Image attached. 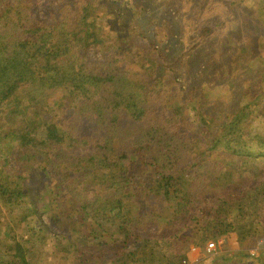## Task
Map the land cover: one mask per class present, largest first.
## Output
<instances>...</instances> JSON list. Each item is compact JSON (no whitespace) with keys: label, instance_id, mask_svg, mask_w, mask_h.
Masks as SVG:
<instances>
[{"label":"trees","instance_id":"16d2710c","mask_svg":"<svg viewBox=\"0 0 264 264\" xmlns=\"http://www.w3.org/2000/svg\"><path fill=\"white\" fill-rule=\"evenodd\" d=\"M32 1L0 0V111L5 107L10 127L0 132V204L7 211L4 232L10 240L6 244L0 239V264H31L34 242L40 238L34 228L27 227V237L15 235V228L30 217L39 219L40 212L49 214L47 204L36 203L43 194H54V203H71L63 228L77 236L82 230L98 248L110 244L114 264H181L192 242L202 247L218 237L228 241L235 236L244 249L264 233V180L236 195L218 196L222 201L214 209L207 207L209 200L198 197L211 178L217 180L230 165L205 160L211 150L222 147L241 163L264 159V137L251 126L254 117L264 122V105L256 109L258 101L248 99L221 117L217 129L211 118L198 116L199 135L204 134L209 146L198 151L196 137L180 120L181 108L159 102L160 91L150 92L164 87L158 84L163 65L143 61L148 68L143 76L156 86L149 89L143 84L147 80L131 78L117 56L104 62L87 58L90 48L106 38L101 22L107 12L114 15L108 23L116 26L117 40L123 41L126 32L150 38L153 24L148 27L143 3L69 0L47 23L32 16ZM207 32L203 29L200 37ZM164 72L181 76L173 62ZM57 92L63 104L55 99ZM60 107L61 116L51 117ZM168 110L173 115L168 117ZM8 146L22 150L16 159L8 158ZM78 151L89 155L78 157ZM35 178L47 181L39 196L27 185ZM89 184L97 186L92 197L80 192ZM159 204L162 210L156 216L165 219L164 227L178 225L171 238L180 247L168 257L157 248L170 238L157 243L141 232L152 220L150 207L160 209ZM196 206L203 209L193 215ZM153 240L158 246H152ZM239 254H244L239 261L249 258L245 251ZM256 260L264 264V248Z\"/></svg>","mask_w":264,"mask_h":264},{"label":"rangeland","instance_id":"374dc122","mask_svg":"<svg viewBox=\"0 0 264 264\" xmlns=\"http://www.w3.org/2000/svg\"><path fill=\"white\" fill-rule=\"evenodd\" d=\"M69 0H33L28 6L32 11V16L38 17L50 23L57 15V11L65 8ZM119 3H143L146 6L145 18L149 27L148 33L150 38L144 36L138 39L134 33H122L123 41L116 39L113 33L115 25L108 23L110 19L114 20V15L107 12V16L101 20V30L106 35L103 44L91 47L88 51L87 58L92 61L104 62L109 56H117L118 61L130 73L132 79L147 80L143 83L149 89H155L151 79L144 77L147 67H143L142 63L147 60L157 61L159 65H163L162 72L159 73L160 82L164 85L159 88V102L177 104L181 108L180 120L186 125V129L193 137H196L198 151L205 150L209 147L205 141L208 139L204 134L199 135V123L196 122L198 116L211 118L216 129L220 127L219 121L221 117L230 115L239 110L248 99H255L260 105H264V0H116ZM104 11L97 10L101 14ZM203 29L208 30L204 37H200ZM151 39V40H149ZM121 44L120 49H115ZM142 49V50H141ZM141 50V51H140ZM168 62H171L169 65ZM174 63L181 71V76H171V72L165 74L164 71ZM147 66V65H146ZM156 80V79H155ZM157 84V85H158ZM64 93V91H63ZM62 93L57 92L55 99L61 104ZM66 101V99H65ZM68 101V99H67ZM66 101V102H67ZM69 103V101H68ZM52 103H50L51 105ZM0 111V132L5 133L10 129L6 123V109ZM253 109V108H252ZM62 107L56 108L51 117L61 116ZM173 112L167 111L168 114ZM169 117V115H168ZM253 133L258 132L264 137V122L259 117L251 120ZM205 137V138H204ZM198 138V139H197ZM10 157L16 159L19 156L20 148L18 146L5 147ZM78 157H86L89 152L78 151ZM207 161H220L221 164L228 161L219 178H211L206 190H203L198 197L209 200L207 207L215 208V203L219 204L222 200L217 197H228L227 193H239L241 189L248 188L258 182L259 179L264 180V159L243 160L241 163L239 157L229 156L222 147L211 150L210 156L206 157ZM248 161V162H246ZM253 162V163H251ZM33 180V179H32ZM46 180L35 178L27 181V185L31 188L33 195H40L45 190ZM214 183V184H212ZM45 185V186H44ZM213 185V186H212ZM85 187V188H84ZM81 193L92 197L95 195L97 186L92 184L82 186ZM228 195V196H227ZM54 194H43L37 200L38 207L47 204L50 208L49 214L40 212V221L37 218L30 217L27 224H21L15 228V235L27 237L24 233L27 227L34 228L33 233L40 238L34 242L33 254L30 258L31 264H114L110 257V244H102L99 248L95 242L84 236L82 230L79 235H72L63 227L66 226L65 221H69L72 211V204L67 202L54 203ZM75 204V203H73ZM206 206V204H204ZM160 209L150 207L152 219L147 224V230L142 233L149 234L151 238H157V243L161 238H170L167 243L158 246L154 240V246H158V250L165 257L174 255L178 251L180 243L173 242L171 238L175 233L177 226L172 225L164 227L165 219H157L156 216ZM25 207V206H24ZM56 209V213L54 210ZM203 209L202 206L194 207L191 211L196 215ZM236 215V211L232 212ZM19 215H23L19 212ZM136 215V214H135ZM61 217V219H59ZM154 219V220H153ZM7 211L0 204V239L5 243L10 241L4 229L7 221ZM262 227L264 221L262 220ZM262 233V232H260ZM55 234L56 237L54 236ZM237 239L232 236L230 239ZM229 239V240H230ZM8 240V241H7ZM211 241V240H210ZM207 241L202 247L196 243H191L184 250L185 258L188 260L187 254L191 248H198L200 256L190 255L191 259L196 257L195 264H231L239 261L244 254L239 251L248 253L249 258H242L241 264H258L256 257L260 249L264 248V233L257 235L253 242H249L246 248H237L229 251L228 246L218 250L215 255L206 253L205 248ZM248 244H250L248 246ZM70 247H75L72 251ZM127 250L131 247L127 244ZM233 257L227 261L224 257ZM237 253V256L234 255ZM253 253V254H252ZM81 256V257H80ZM118 258H115L117 260ZM183 260L181 264H183ZM190 264H192L190 262Z\"/></svg>","mask_w":264,"mask_h":264},{"label":"built area","instance_id":"2783aa9c","mask_svg":"<svg viewBox=\"0 0 264 264\" xmlns=\"http://www.w3.org/2000/svg\"><path fill=\"white\" fill-rule=\"evenodd\" d=\"M225 246H228L229 251L234 250L238 246V241L235 238L227 241L225 237L221 236L215 240L208 242L205 251L209 255H215L218 250H221ZM183 264H190V263L188 262V260H183Z\"/></svg>","mask_w":264,"mask_h":264},{"label":"crops","instance_id":"0c3cea01","mask_svg":"<svg viewBox=\"0 0 264 264\" xmlns=\"http://www.w3.org/2000/svg\"><path fill=\"white\" fill-rule=\"evenodd\" d=\"M198 250V251H197ZM194 251H197L198 253H196V256H200V251H199V249L198 248H191V251L190 252H188V254H187V258H188V262L190 263H192V264H195V262H196V260H197V258L196 257H193V259H191V257H190V255H194L193 254V252Z\"/></svg>","mask_w":264,"mask_h":264}]
</instances>
